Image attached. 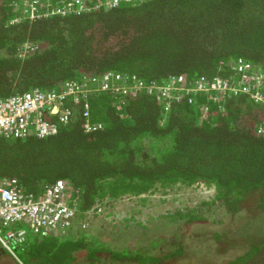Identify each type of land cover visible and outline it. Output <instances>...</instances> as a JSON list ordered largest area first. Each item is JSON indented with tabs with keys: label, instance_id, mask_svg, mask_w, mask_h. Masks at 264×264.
Instances as JSON below:
<instances>
[{
	"label": "trees",
	"instance_id": "16d2710c",
	"mask_svg": "<svg viewBox=\"0 0 264 264\" xmlns=\"http://www.w3.org/2000/svg\"><path fill=\"white\" fill-rule=\"evenodd\" d=\"M14 1L24 0H0V98L55 90L67 80L108 71L135 75L144 84L179 74L226 79L235 75L238 59L264 75V0H121L114 7L101 3L87 12L10 23L20 12L12 11ZM197 99L173 101L161 121L155 94H128L117 110L112 92L92 93L89 121L101 124L92 131L84 128L82 103L67 100L70 120L55 134L0 139V177H15L35 193L45 182L64 179L78 192L80 220L104 197L174 183L213 186L212 200L201 203L206 209L252 207L264 215V103L246 94L226 98L222 106ZM199 104L207 107L206 118ZM48 118L56 122V116ZM169 217L172 231L153 235L156 252L112 249L73 229L15 244L25 259L18 264H71L107 254L123 263L167 264L182 254L189 225L205 219L198 209ZM251 236V248L224 264H264V236Z\"/></svg>",
	"mask_w": 264,
	"mask_h": 264
},
{
	"label": "built area",
	"instance_id": "2783aa9c",
	"mask_svg": "<svg viewBox=\"0 0 264 264\" xmlns=\"http://www.w3.org/2000/svg\"><path fill=\"white\" fill-rule=\"evenodd\" d=\"M121 0H24L12 2V11L17 12L10 23L22 18L35 19L51 14H67L87 12L101 3L114 7ZM25 47L32 49L30 44ZM236 73L232 78L203 77L186 80L183 75H173L161 82L142 83L135 75L127 73L105 72L91 76L81 82L67 80L58 89H33L22 93L11 94L0 98V137L24 138L30 135L46 137L57 132L58 124H67L71 117V109L64 103L82 105L84 128L92 131L101 127L100 123L89 121V100L92 93L110 91L116 95V108L121 109L126 95H134L138 90L155 94L160 101L163 112L161 121L173 101L186 100L196 102L199 96H205L218 106L226 98L238 94H246L254 101L264 103V75L253 71L249 62L238 59ZM202 116L206 118L207 107L199 104ZM56 116V122L48 117ZM58 121V122H57ZM64 179L58 178L45 182L38 192H27L15 177H0V246L15 257L11 243H23L29 234L45 237L72 231L76 224L83 229L87 224L84 213L82 220L78 218V194ZM102 204V203H101ZM100 202L91 212L103 211ZM20 262V261H19Z\"/></svg>",
	"mask_w": 264,
	"mask_h": 264
},
{
	"label": "rangeland",
	"instance_id": "374dc122",
	"mask_svg": "<svg viewBox=\"0 0 264 264\" xmlns=\"http://www.w3.org/2000/svg\"><path fill=\"white\" fill-rule=\"evenodd\" d=\"M214 194V187L203 183H174L156 186L140 195L125 194L115 200L104 197L100 202L103 211L93 214L90 210L85 227L81 229L74 225L72 234L84 231L92 236L93 241H100L116 250L127 247L156 252L157 247L151 245L153 235L172 231L174 222H170L169 216L176 210L198 209L204 214V221L189 225V232L182 238V254L167 264H224L251 248L254 241L250 235L264 236V215L252 207H245L237 213L227 212L219 204L206 209L201 203L212 200ZM31 237L33 235L29 234ZM11 249L15 257L5 250L0 256V264H18L19 260H25L21 249L13 243ZM107 255L99 256L96 261H87L84 257L71 264H134L123 263Z\"/></svg>",
	"mask_w": 264,
	"mask_h": 264
},
{
	"label": "water",
	"instance_id": "95a60500",
	"mask_svg": "<svg viewBox=\"0 0 264 264\" xmlns=\"http://www.w3.org/2000/svg\"><path fill=\"white\" fill-rule=\"evenodd\" d=\"M4 249L0 247V253H4Z\"/></svg>",
	"mask_w": 264,
	"mask_h": 264
},
{
	"label": "crops",
	"instance_id": "0c3cea01",
	"mask_svg": "<svg viewBox=\"0 0 264 264\" xmlns=\"http://www.w3.org/2000/svg\"><path fill=\"white\" fill-rule=\"evenodd\" d=\"M29 236V235H28ZM28 236H27V238H28ZM1 247V246H0ZM2 248V247H1ZM5 251V250H4ZM21 263V262H20Z\"/></svg>",
	"mask_w": 264,
	"mask_h": 264
},
{
	"label": "flooded vegetation",
	"instance_id": "af4514ba",
	"mask_svg": "<svg viewBox=\"0 0 264 264\" xmlns=\"http://www.w3.org/2000/svg\"><path fill=\"white\" fill-rule=\"evenodd\" d=\"M2 255V253H0V256Z\"/></svg>",
	"mask_w": 264,
	"mask_h": 264
}]
</instances>
